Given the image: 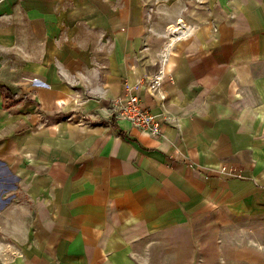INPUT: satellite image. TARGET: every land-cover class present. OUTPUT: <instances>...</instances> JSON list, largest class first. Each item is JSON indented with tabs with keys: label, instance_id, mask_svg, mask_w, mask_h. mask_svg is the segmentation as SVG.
Wrapping results in <instances>:
<instances>
[{
	"label": "crops",
	"instance_id": "0c3cea01",
	"mask_svg": "<svg viewBox=\"0 0 264 264\" xmlns=\"http://www.w3.org/2000/svg\"><path fill=\"white\" fill-rule=\"evenodd\" d=\"M217 210L264 215V0H0V264H140Z\"/></svg>",
	"mask_w": 264,
	"mask_h": 264
},
{
	"label": "rangeland",
	"instance_id": "374dc122",
	"mask_svg": "<svg viewBox=\"0 0 264 264\" xmlns=\"http://www.w3.org/2000/svg\"><path fill=\"white\" fill-rule=\"evenodd\" d=\"M140 264H264V215L197 217L190 231L147 243Z\"/></svg>",
	"mask_w": 264,
	"mask_h": 264
},
{
	"label": "built area",
	"instance_id": "2783aa9c",
	"mask_svg": "<svg viewBox=\"0 0 264 264\" xmlns=\"http://www.w3.org/2000/svg\"><path fill=\"white\" fill-rule=\"evenodd\" d=\"M187 33L188 29L185 28L180 30L179 35H186ZM164 78L162 71H159L153 77L142 80L139 86H147L152 93L157 94L161 100H165L166 95L162 92ZM133 91L129 89L128 99L125 102H117L119 109L116 111L114 119L126 120L151 137H160L163 133L165 118L153 114L148 109L142 107L139 97Z\"/></svg>",
	"mask_w": 264,
	"mask_h": 264
}]
</instances>
